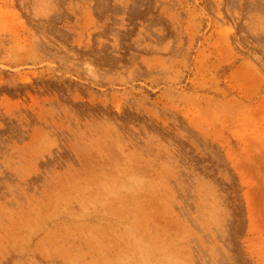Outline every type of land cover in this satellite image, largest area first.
<instances>
[{"label": "rangeland", "instance_id": "rangeland-1", "mask_svg": "<svg viewBox=\"0 0 264 264\" xmlns=\"http://www.w3.org/2000/svg\"><path fill=\"white\" fill-rule=\"evenodd\" d=\"M0 264H264V0H0Z\"/></svg>", "mask_w": 264, "mask_h": 264}]
</instances>
